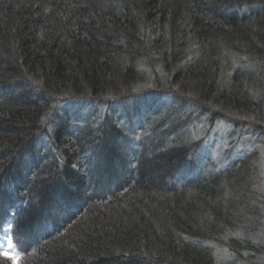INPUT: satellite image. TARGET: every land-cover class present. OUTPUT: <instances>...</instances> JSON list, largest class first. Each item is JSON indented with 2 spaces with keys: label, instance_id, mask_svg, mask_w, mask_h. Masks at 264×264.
I'll use <instances>...</instances> for the list:
<instances>
[{
  "label": "trees",
  "instance_id": "obj_1",
  "mask_svg": "<svg viewBox=\"0 0 264 264\" xmlns=\"http://www.w3.org/2000/svg\"><path fill=\"white\" fill-rule=\"evenodd\" d=\"M157 89L236 112L264 148V0H0V189L34 181L54 232L36 241L24 208L20 264H219L217 247L233 254L224 264H264L255 155L195 174L184 119L147 131L149 116L131 124L139 109L118 117Z\"/></svg>",
  "mask_w": 264,
  "mask_h": 264
},
{
  "label": "rangeland",
  "instance_id": "obj_2",
  "mask_svg": "<svg viewBox=\"0 0 264 264\" xmlns=\"http://www.w3.org/2000/svg\"><path fill=\"white\" fill-rule=\"evenodd\" d=\"M147 66V65H146ZM148 93L151 94L152 97L148 98L147 95H141L142 99H145L147 102L139 104H130V105H123V111L118 116L120 118L125 115L127 111L135 112L136 109L140 110L136 116L130 117L131 124H138L139 122L143 121V117L141 118L138 115H143L148 117V123L145 126V130L151 128V123L156 119H165L169 118V116H173L171 120L175 122L174 119H178L181 117L184 119L181 121L178 126L187 127L188 129H192L191 138L193 139L192 143H197L200 146L201 151L197 156H200L202 160V164L199 166L197 173L203 171V166H210V162H214V164L218 168H224L233 163L235 159L239 157H244L246 154L255 155V159L252 162L253 165L251 166V188L255 186V189L258 190V198H264V148L259 144L249 143V136H246L245 128L236 129L234 126L229 125L227 121H230L229 118H223L222 120H217L212 124L207 123L209 121L208 118L204 119L201 117L198 119L195 115L193 116L192 113L196 111H202V109L206 110L203 103L196 100L194 97L189 98V102L187 103L190 108L187 110L182 111L181 108H178L179 104H182L186 100L180 97V94L176 93L174 95H170L169 89H157L155 90H146ZM144 91V92H146ZM156 95V96H155ZM155 96V98H154ZM166 104V106L162 107V102ZM87 104H91L90 101H85ZM155 103V104H154ZM74 106V103L72 104ZM71 105V106H72ZM82 105L79 103L78 107ZM95 105V104H94ZM138 106V107H137ZM76 108V107H75ZM86 108V104H83L81 109ZM87 109H91V105L87 106ZM176 111V112H175ZM191 111V112H188ZM128 113V112H127ZM189 113V114H187ZM137 117V118H134ZM171 118V117H170ZM196 119L198 122H193V124L188 123L189 119ZM154 123V122H153ZM153 125V124H152ZM131 128V134L133 136L134 131ZM136 136L139 134L135 131ZM246 155V156H248ZM200 163H195V165H199ZM255 190V191H256ZM263 201V200H262ZM254 209L258 210L257 204L251 202ZM264 207V206H262ZM263 210L264 208H259V210ZM253 210V209H252ZM245 235V234H244ZM7 239V238H6ZM6 239L0 241L1 245V254L4 257L8 258V262H12V264H20L21 262V255L16 252L13 244ZM216 255L219 256V264H224V261L227 263L230 259H233V254L229 251L217 247Z\"/></svg>",
  "mask_w": 264,
  "mask_h": 264
},
{
  "label": "bare ground",
  "instance_id": "obj_3",
  "mask_svg": "<svg viewBox=\"0 0 264 264\" xmlns=\"http://www.w3.org/2000/svg\"><path fill=\"white\" fill-rule=\"evenodd\" d=\"M260 4V3H259ZM258 3H249L248 5H246L245 9L247 11H255L258 9L259 7ZM234 57H237L236 55ZM237 63L232 65V67L234 66L237 67V71H240L242 73H247L250 71V69L248 68V65L246 62H240V58L236 60ZM253 65V64H252ZM223 66L221 67V69L219 70V73H216L219 75V77L222 75L220 72L222 70ZM242 73H240L239 75H241ZM225 75V74H224ZM35 81L34 79H31L29 81ZM169 94L170 95H174L176 93L180 94V97H182L181 95H183V99H185L186 101L183 102L181 105H176L179 106L178 108H190V106L187 105V103L189 102V98L193 97L190 94H183L180 91H174L172 89L169 90ZM156 96V95H155ZM154 96V98H155ZM152 97L151 93L148 94V98ZM140 102L142 103H146L147 101L145 99L141 100ZM162 104L161 106L164 107L166 106V104L163 103V101H161ZM64 102H62V104H59L56 106L55 110L58 109H62V107H67L70 104H63ZM155 104V103H154ZM215 105V104H214ZM204 107L207 109L204 110L202 109V111H196L194 113H192V115L198 117V119H200L201 117H205V118H211V117H215L216 119H219L223 116V118H226V116H229L231 118L230 121H227L229 123V125L234 126V128L236 129H242L245 128V123L243 124L244 121V117L242 118L239 115H236V112H230L228 111L225 107L223 106H217V104L215 106L211 105H204ZM237 110V109H236ZM135 112H137L135 110ZM176 112V111H175ZM130 114H132V110H130ZM129 114V115H130ZM222 118V119H223ZM221 119V120H222ZM188 123L193 124V122H198L196 119H189ZM45 125H49L50 127H52L53 125L51 124V122H46ZM52 129V128H51ZM246 129V128H245ZM60 186L56 185V188H58ZM15 188V189H14ZM4 189V190H2ZM2 189H0L1 195L0 197H2V195L8 191V189H10L11 191L8 193L9 195H14L15 197V206L13 210H10L8 212L3 211L2 214H0V241L6 239L7 241H10L12 244H15V240H14V236L16 233H20L18 231V225L21 223L20 221V217H21V213L22 211L28 208V213H27V217L26 218V228H28V230H30L29 232H31L32 230L34 232V236L36 237V241L38 238H41V235H45L46 237L54 234V232L51 230V227L53 224H51L53 222L52 217L50 216V213H47L48 210L45 209H40V207H38V203H40L38 200H36L35 198L38 197L39 195V189L37 187V185H35L34 181L27 183L25 182V180L20 181L18 179H14L12 180V182H8V184L2 186ZM25 189L28 190L29 192V196L25 197V198H19L22 197L23 193L25 192ZM60 188L55 190V195L54 196H58ZM4 201L3 199L0 198V204H3ZM31 203V204H30ZM30 204V206H29ZM41 216V217H40ZM39 219V223L37 224L36 228L35 224H36V220ZM59 219V217H57V220ZM64 219H62V223H63ZM61 222V221H59ZM55 224V223H54ZM48 227L50 228V231L48 229ZM26 233V231H25ZM24 233V235H25ZM0 254H1V245H0ZM2 255V254H1Z\"/></svg>",
  "mask_w": 264,
  "mask_h": 264
}]
</instances>
